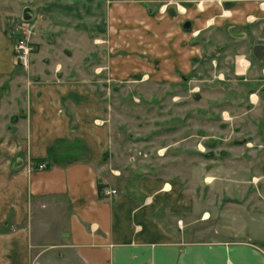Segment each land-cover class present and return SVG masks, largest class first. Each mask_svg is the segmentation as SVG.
Masks as SVG:
<instances>
[{"label":"crops","instance_id":"crops-1","mask_svg":"<svg viewBox=\"0 0 264 264\" xmlns=\"http://www.w3.org/2000/svg\"><path fill=\"white\" fill-rule=\"evenodd\" d=\"M102 1L49 4L52 15L65 17V7L88 14ZM160 12L144 16L159 78H238L248 89V110H264V56L252 50L264 44V0H165ZM62 65L37 75L21 92V107L15 97L21 114L0 134V264H264L262 215L250 219L247 233L229 229L224 217L217 232L190 237L196 230L184 226L183 214L194 210L192 198L163 173L132 168L115 152L116 141L101 126L99 93L54 82L66 79ZM14 67L10 58L0 61V73ZM175 143L191 146L179 154L200 153L196 140ZM38 158L47 166H36Z\"/></svg>","mask_w":264,"mask_h":264},{"label":"rangeland","instance_id":"rangeland-1","mask_svg":"<svg viewBox=\"0 0 264 264\" xmlns=\"http://www.w3.org/2000/svg\"><path fill=\"white\" fill-rule=\"evenodd\" d=\"M49 1L0 0V61L10 58L15 64L9 74L0 73V101L9 93L8 103L0 102V134L20 116L15 101L21 107V92L61 61L66 79L52 80L99 93L98 116L116 141L115 152L132 168L163 173L192 198L194 210L183 214L184 226L196 230L190 237L217 232L224 217L229 229L254 228L250 219L264 217V110H248L243 81L218 82L213 76L197 81L189 73L180 80L159 78L149 57L154 44L147 40L144 16H159L165 0H103L95 14L89 4L88 14L81 6L65 7L73 17L52 15ZM27 6L34 11L33 50L25 66L16 59L14 43ZM182 26L187 29L189 19ZM95 30L98 34H92ZM185 137L199 143L197 157L179 154L191 148L175 143Z\"/></svg>","mask_w":264,"mask_h":264},{"label":"built area","instance_id":"built-area-1","mask_svg":"<svg viewBox=\"0 0 264 264\" xmlns=\"http://www.w3.org/2000/svg\"><path fill=\"white\" fill-rule=\"evenodd\" d=\"M21 24L17 26L18 36L14 43V51L16 53L17 61L22 65H27L29 61V56L33 50L32 40L30 39L33 31H32V23L31 21L21 20ZM45 163L41 162L38 164L40 168L45 167ZM116 190L113 188H106L105 193L113 194Z\"/></svg>","mask_w":264,"mask_h":264},{"label":"water","instance_id":"water-1","mask_svg":"<svg viewBox=\"0 0 264 264\" xmlns=\"http://www.w3.org/2000/svg\"><path fill=\"white\" fill-rule=\"evenodd\" d=\"M34 16V11L30 7H25L22 12V19L23 20H31ZM253 54L257 57L264 56V44L263 43H256L253 45Z\"/></svg>","mask_w":264,"mask_h":264},{"label":"trees","instance_id":"trees-1","mask_svg":"<svg viewBox=\"0 0 264 264\" xmlns=\"http://www.w3.org/2000/svg\"><path fill=\"white\" fill-rule=\"evenodd\" d=\"M41 161H45V160H44L43 158H38V159H36V161H35L36 166H37ZM45 166H47V164H46Z\"/></svg>","mask_w":264,"mask_h":264}]
</instances>
